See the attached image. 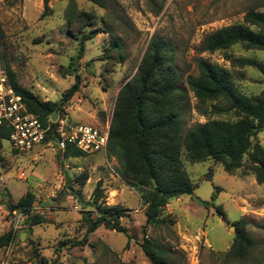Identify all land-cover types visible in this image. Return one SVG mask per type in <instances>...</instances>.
Here are the masks:
<instances>
[{
  "label": "rangeland",
  "instance_id": "obj_1",
  "mask_svg": "<svg viewBox=\"0 0 264 264\" xmlns=\"http://www.w3.org/2000/svg\"><path fill=\"white\" fill-rule=\"evenodd\" d=\"M102 8L90 0H50V12L42 16L43 0H0L3 44L0 63L10 65L18 83L43 101H57L74 82L66 71L76 52L79 35L100 28L85 41L77 60L80 85L56 119L67 125L103 126L112 118L120 87L137 72L151 39L169 43L178 85L184 90L182 132L206 121L200 110L216 101L200 104L188 91L185 78L197 74L195 59L218 63L233 74L235 87L245 95H258L264 87V73L253 67H231L219 52H200L203 38L210 32L240 23L251 7L264 11L263 0H103ZM70 4L74 12L86 13L88 20L69 24L65 15ZM111 29L112 34L106 32ZM122 45L125 56L119 61L110 49V38ZM234 57L255 59L264 64V52L234 45ZM186 90V91H185ZM212 119L231 120V113L213 114ZM264 150V130L252 139ZM0 162V236L11 232V239L0 246V261L7 264H150L139 242L145 223V206L139 194L117 174L114 156L88 154L64 158L61 152L38 148L14 153L2 142ZM181 160L194 185L192 194L170 199L163 207L164 223L145 229V235L159 241L168 258L177 264H264V183L258 184L244 165L232 173L210 158L191 162L185 150ZM86 172L82 186L74 185L85 201L90 200L98 181L103 188V206L117 207L128 236L102 225L86 232L82 214L95 217L94 208L82 207L65 188V174L73 181ZM219 188V191L216 190ZM26 192L34 195L32 206L22 218L14 217L9 206ZM213 201L206 209L198 199ZM218 208L220 212H217ZM19 211V210H15ZM39 216V223L28 225L27 217ZM244 219L245 228L256 245L244 258L226 256L233 242V222ZM18 220V222H17ZM81 241V244H75Z\"/></svg>",
  "mask_w": 264,
  "mask_h": 264
},
{
  "label": "trees",
  "instance_id": "obj_2",
  "mask_svg": "<svg viewBox=\"0 0 264 264\" xmlns=\"http://www.w3.org/2000/svg\"><path fill=\"white\" fill-rule=\"evenodd\" d=\"M49 1L43 0L42 16L50 12ZM90 1L105 8L103 0ZM261 5L264 6V0ZM65 17L68 23L72 24L89 20L91 16L82 12L75 14L74 5L70 4ZM99 32L101 29L95 28L79 35L76 52L70 57L66 68L69 74H73L74 82L57 101L39 99L29 89L20 85L10 65L3 63L10 86L22 98L27 110L43 125H50L49 137L56 136L57 123L50 121L52 112L60 111L63 104L79 89L80 76L76 63L83 55L85 41ZM106 32L112 34L111 29ZM3 38L0 25V47ZM234 45H240L245 50L264 52V11L251 7L244 14L242 22L210 32L199 46L200 52H221L233 68L249 66L264 73V64L261 62L252 58L232 56L228 50ZM109 47L116 51L119 61H123L125 56L122 45L116 38H110ZM171 49L169 43L164 40H150L137 72L118 91L108 137L107 154L117 159V174L126 185L139 194L145 206V223L139 246L150 264H177L168 258V251L159 241L145 235V229L164 223L162 210L170 199L193 192L194 185L182 164V148L191 162L210 158L219 163L227 173L242 167L245 162L256 182L264 183V150L258 143L252 144V139L264 130V87L258 95H245L235 87L230 69L204 58L195 59L197 74H189L185 78L188 91L200 104L216 101L220 105L212 103L208 109L200 110L207 118L206 121L183 133V102L180 97L184 90L178 85L179 77L170 54ZM222 113H231L233 118H210L213 114ZM9 132V126L0 125V162L3 160L2 142L7 141ZM61 155L64 158H75L88 154L66 145ZM64 176L65 188L76 196L81 206L94 208L95 217H91L90 213L82 214L81 220L86 232H92L102 225L129 237L126 227L120 221L119 208L103 206L104 194L100 181L96 183L90 200L85 201L74 185L82 186L88 174L83 172L73 181L66 174ZM152 179L156 186L153 185ZM216 190L219 191V188ZM215 197L216 194L213 193L210 200L198 201L208 209L215 207ZM33 199V193L26 192L16 203L9 206V210L27 212ZM39 218L37 215L30 216L26 222L33 225L39 223ZM233 225V242L225 255L233 258L247 257L257 242L247 233L244 219L233 222ZM10 239L11 232L0 236V246L6 245ZM75 244H81V241Z\"/></svg>",
  "mask_w": 264,
  "mask_h": 264
},
{
  "label": "built area",
  "instance_id": "obj_3",
  "mask_svg": "<svg viewBox=\"0 0 264 264\" xmlns=\"http://www.w3.org/2000/svg\"><path fill=\"white\" fill-rule=\"evenodd\" d=\"M50 121L57 123L55 137H49V124L43 125L27 110L22 98L10 86L6 71L0 63V125L9 126L7 142L11 151L21 153L49 148L62 153L66 145H71L85 154L107 155L111 116L100 127L88 124L69 126L63 119ZM12 213L19 220L25 211L13 210ZM0 264L7 263L0 261Z\"/></svg>",
  "mask_w": 264,
  "mask_h": 264
},
{
  "label": "water",
  "instance_id": "obj_4",
  "mask_svg": "<svg viewBox=\"0 0 264 264\" xmlns=\"http://www.w3.org/2000/svg\"><path fill=\"white\" fill-rule=\"evenodd\" d=\"M50 119L52 121H55L56 120V112H52V114L50 116ZM152 182H153V185L156 186V183H155L154 179H152Z\"/></svg>",
  "mask_w": 264,
  "mask_h": 264
}]
</instances>
